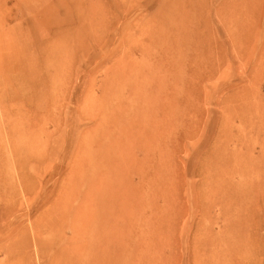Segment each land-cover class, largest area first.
<instances>
[{
    "label": "rangeland",
    "instance_id": "rangeland-1",
    "mask_svg": "<svg viewBox=\"0 0 264 264\" xmlns=\"http://www.w3.org/2000/svg\"><path fill=\"white\" fill-rule=\"evenodd\" d=\"M250 1L243 16L233 0H0V264L78 262L75 216L60 201L72 190L59 189L74 164L68 148L77 137L101 138L107 106L130 84L111 68H125L126 51L156 50L151 38L167 35L170 19L186 24L179 59L186 72L179 64L176 73L185 82L174 95L169 140L158 142L159 169L146 166L143 182L135 180L140 211L121 223L118 240L154 257L135 264H264V0ZM135 58L134 74L156 60ZM20 60L38 69L42 89ZM29 133L47 147L42 162L17 153ZM53 145L65 146L55 161ZM58 162L63 177L49 173ZM239 168L245 176L237 177ZM237 180L251 184L249 216L237 207L246 194L225 196Z\"/></svg>",
    "mask_w": 264,
    "mask_h": 264
},
{
    "label": "bare ground",
    "instance_id": "bare-ground-1",
    "mask_svg": "<svg viewBox=\"0 0 264 264\" xmlns=\"http://www.w3.org/2000/svg\"><path fill=\"white\" fill-rule=\"evenodd\" d=\"M233 2L243 7L241 12L243 16L244 14L249 15V12L251 13L250 0H233ZM234 12L237 14L238 10L234 9ZM243 19H236L235 27H244ZM182 21L176 22L174 19H170L164 23L168 34L151 38L154 49L157 51L147 49L146 52L141 50L125 52L123 59L125 68L111 69L116 79H121L122 85L124 82H127V84L129 82L130 84L125 88L127 90L126 94L124 92V94L120 93L117 102L112 107L107 106L108 115L104 118L102 126H99L101 138L98 139V136L90 137L81 142L77 137L68 148V155L73 157L74 164L68 170L70 180L63 178L66 180L62 182L59 189L60 187L65 189L66 184L70 183L72 190H69L64 197L60 198L58 196L55 201L60 198L62 205L69 206V208L65 207L62 212L67 213L69 211V214L75 216V223L72 224V227L74 233H77L76 237L80 236V257L77 260L79 263L77 262L76 264H84L83 262L85 264H135L137 258H154L147 248L142 253L138 243L134 244V246L125 244L122 247L120 244H122L123 240L119 242L118 237L125 236V228H123L122 224H124V221L126 223L127 220L135 217L133 216V210L140 211L141 198L138 197V192L142 186L140 185L141 183L137 184L135 180L138 179L143 182L147 176L146 166L150 171L156 166L158 162L157 153L160 150V148H157L159 140L162 143H166L169 140L165 134L171 132L170 128H168V120L171 119L175 109L174 102L176 98L174 95L179 93L185 82L183 75L185 69L179 63V59L185 56V50L183 51L181 47L187 44L188 38L186 37V24L182 23ZM93 23V20L89 19L86 25L92 28ZM138 52L152 61L156 60L154 64H150L152 69L149 68L147 70L149 64L147 67L144 65L147 72L145 70H137L134 74L136 69L132 72H129V70H131V63L138 59L135 58ZM112 54L115 55L116 52ZM23 62L20 60V64H23L21 68L26 67L25 69H27L25 74L29 75L35 87L42 89L44 83L39 77L40 72L38 69L36 70L32 63L30 67H27L26 62ZM179 64L184 69L183 72H180V74L182 73V79L176 78V75H178L176 73L179 72L177 71ZM145 73L147 79L145 81L139 80L138 77ZM154 85L156 89H154ZM127 94L128 96H126ZM163 97L168 99L169 103L167 105L159 104ZM43 101L47 106L50 105L47 94L44 91ZM144 116L146 126H143L142 123ZM39 117V114H34V120L38 121ZM34 134H28L30 144L27 142L22 145V148L17 153L20 152L27 158L42 162L46 158L47 147L44 143L34 140ZM45 135H47V132ZM64 147L59 145L50 147L48 154L51 160H58L59 153H62ZM20 165L23 170L29 166L25 161ZM51 168L52 170L49 173L58 170L57 175L59 177L64 176L65 173L61 168V163L59 164L58 162ZM156 168L159 169V165ZM224 170L226 169L224 168ZM242 173V168H239L237 177L245 176ZM231 174L232 172H230V176ZM21 181L25 186L29 183L26 179ZM237 182L233 183L231 181L229 190H226V192L224 190L223 192L225 196L229 194L241 196L246 194V197H241L237 201V207L249 216L248 213L250 211L247 210V205H251V184L244 181H240L244 182L240 183L238 180ZM209 183H214V180L211 179ZM83 189L84 191L82 192ZM31 197L33 196L27 194L26 199ZM130 224L132 225L133 223ZM237 232L236 230L235 233ZM134 233L137 237L141 235L139 231ZM130 234H132V231H130ZM126 236H129L127 232ZM242 242L245 241L242 240ZM129 252L130 254H128ZM243 254L247 257L244 252ZM166 261L165 258L164 263Z\"/></svg>",
    "mask_w": 264,
    "mask_h": 264
}]
</instances>
